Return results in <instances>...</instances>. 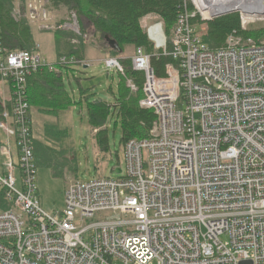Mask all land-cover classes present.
Returning a JSON list of instances; mask_svg holds the SVG:
<instances>
[{"label":"built area","instance_id":"built-area-1","mask_svg":"<svg viewBox=\"0 0 264 264\" xmlns=\"http://www.w3.org/2000/svg\"><path fill=\"white\" fill-rule=\"evenodd\" d=\"M181 1L171 51L160 24L148 28L177 67L160 78L142 48L130 57L144 78L139 106L156 116L148 139L124 145L116 178L69 183L54 214L38 195L27 81L88 65L76 56L50 65L38 47L8 53L0 36V81L11 91L0 132L14 148L1 149L0 264H264V43L232 35L210 50L191 21L219 17V0ZM44 3L26 0L29 23ZM103 65L124 75L118 58Z\"/></svg>","mask_w":264,"mask_h":264},{"label":"trees","instance_id":"trees-1","mask_svg":"<svg viewBox=\"0 0 264 264\" xmlns=\"http://www.w3.org/2000/svg\"><path fill=\"white\" fill-rule=\"evenodd\" d=\"M20 16L14 15L15 6L12 0H0V36L6 51H30L34 42L31 35L29 20L25 17L26 0H19ZM45 4L52 11L64 9L70 16L76 18L81 36L92 33L98 47L107 51L110 57L122 59L121 64L124 76H119L117 84L118 95L112 105L102 101L86 102L87 124L90 128L95 145V156L101 158L109 153L107 141V121L114 120V128L120 127V148L132 140L148 139L150 130L156 122V116L151 110L140 108L139 101L143 98V74L131 69L130 59L125 56L128 51L142 48L151 56V65L157 77L166 76L165 67H177V62L171 57L162 56L156 43L151 38L148 28L160 24L161 31L167 39L168 51H171V38L179 15L183 12L181 0H45ZM188 10L192 6L186 4ZM147 16H154L157 22L146 27L141 26V20ZM192 26L205 25L202 37L204 44L210 50H220L227 47L229 36H240L251 39L257 44L264 43V30L251 32L241 27L238 13H229L203 22L197 16L191 21ZM58 25L54 34L58 59L71 58L76 55L74 46L68 35L60 31ZM107 36L118 45L120 52L109 48L105 41ZM66 52V53H65ZM79 61H83L79 57ZM57 63V62H56ZM127 81L133 85L135 92L127 86ZM9 86V85H8ZM10 91V87H9ZM11 93V91H10ZM81 92V96L85 99ZM27 96L30 117L33 111L42 115V127H39V138L34 135L33 123V152L36 167H48L53 176H61L63 171L72 174L76 172V157L73 150V139L70 127V112L76 103L64 89L61 75L43 68L33 74L27 81ZM81 98V101H82ZM1 106V105H0ZM2 108V107H1ZM0 108V114L2 109ZM10 105L7 106V110ZM45 117L52 119L45 120ZM50 120V121H49ZM67 123H63L65 121ZM1 146V143H0ZM112 160L111 154L108 155ZM117 159H119L116 154ZM102 160V158H101ZM96 165H99L96 159ZM94 168L98 169V166ZM0 193V207L9 206L3 202Z\"/></svg>","mask_w":264,"mask_h":264},{"label":"rangeland","instance_id":"rangeland-1","mask_svg":"<svg viewBox=\"0 0 264 264\" xmlns=\"http://www.w3.org/2000/svg\"><path fill=\"white\" fill-rule=\"evenodd\" d=\"M13 4L15 6V3ZM19 4L20 3H18V8L15 6L14 15L18 10L20 16ZM256 9H251L248 12H243L238 9L231 10L218 16L235 12L238 13L239 18L241 19V17L246 14L250 17L252 22H250L248 25H244L245 27L243 25L241 27L256 34L257 32L264 30V5ZM44 13H46V15L50 18L49 21L43 18ZM62 23L63 25L60 26V31L63 34L68 35L71 45L75 48L76 57L79 55V53L85 52L90 47L98 46L97 42L92 37V33L84 36L79 34V26L76 18L70 16V14L64 9L52 11L44 3L40 11L38 21H30V30L34 44L38 45V50L41 56L50 65L56 64L58 60L57 49L61 48L56 46L57 36L54 34V32L59 30V27L57 28V26ZM196 32L200 33L201 35L204 34L205 25H202L201 27L199 26L198 29L196 28ZM261 39H264V37ZM95 53L96 52L90 48L88 51H86L87 59L95 61L94 59L99 57ZM132 55L133 51L131 50L128 51L125 56L130 59ZM119 60L121 63L122 59ZM55 68L61 74L64 88L68 94L72 96L71 98L73 102L76 103L75 110L71 114V119L69 122L77 167L75 174H72L66 170L63 171L61 176H53L48 167H37L36 185L39 199L43 210L49 214L62 212L64 210V193L69 183L72 181H89L92 178L101 176L116 178L117 175L111 173V168L117 162H121L122 152V149L120 148V127L117 126V128H114V120L111 118L107 121L106 125L109 153L102 156V160L101 158H96V149L94 141L92 140V135H94L95 132L92 134L87 124L86 102L87 100H89V102L99 100L112 105L114 98L118 95V75H124L117 73H113V76L108 75L106 70H104V65L102 63H92L86 69L77 66H71L66 69L57 65ZM127 86L132 92L136 91L134 87L129 86L128 81ZM81 92H84L83 95L85 96V99L82 98ZM0 105L3 109L7 110L6 104L2 102L1 99ZM39 117H41V115L36 111L32 112L34 135L36 139L39 138V140H41L38 130L39 127H42L44 122L42 123V121H39ZM63 123H67L66 120L63 121ZM109 154H111L112 160H110L108 156ZM116 154L118 155L119 159H117ZM96 159H98L99 165H96ZM1 160L2 155H0V162ZM95 166H98L97 173L93 171Z\"/></svg>","mask_w":264,"mask_h":264},{"label":"crops","instance_id":"crops-1","mask_svg":"<svg viewBox=\"0 0 264 264\" xmlns=\"http://www.w3.org/2000/svg\"><path fill=\"white\" fill-rule=\"evenodd\" d=\"M157 21L158 20H157L156 17H154V16H147V17H145V18H143L141 20V26L142 27H146L147 25H150L152 22L155 23ZM29 25H30V23H29ZM34 46L38 47V45H35V44H34ZM90 48L93 49L96 52L95 54L99 56L98 58H95L94 59L95 61H92V60L87 59L86 51H88ZM90 48L87 49L83 53H79V55H78L79 57H82L84 63L88 65L86 67H83L84 69L88 68L90 66V64H92V63H102L103 64V61L105 59H107L108 57H110V55L107 53V51L101 49L98 46L97 47H90ZM104 70H105V68H104ZM108 75L113 76V73H110ZM69 96H70V98L72 97L70 94H69ZM0 99L2 100V102H4L6 104V106H9L10 105V91H9V86H8V84H6L4 82H1V81H0ZM0 108H1V106H0ZM3 110H6V109H2V111ZM74 110H75V107L72 108L69 116H71V114L74 112ZM48 119H50V118L45 117V120H48ZM31 120H32V114H31ZM42 120H43V117L41 115V117H39V121H42ZM51 121H52V119H51ZM0 143H1V146H0V155H2V153H1L2 147H5V146L8 147V148H10L11 149V152L14 154L13 142L10 141V140H7L6 137H5V135L2 132H0ZM5 159L6 158L4 157V155H2V160L0 162V172L3 171V169H4Z\"/></svg>","mask_w":264,"mask_h":264},{"label":"bare ground","instance_id":"bare-ground-1","mask_svg":"<svg viewBox=\"0 0 264 264\" xmlns=\"http://www.w3.org/2000/svg\"><path fill=\"white\" fill-rule=\"evenodd\" d=\"M262 5H264V0H219L214 8V12L217 15L237 9L243 12H248L251 9L262 7ZM204 16L208 19V17H211V14H205Z\"/></svg>","mask_w":264,"mask_h":264},{"label":"water","instance_id":"water-1","mask_svg":"<svg viewBox=\"0 0 264 264\" xmlns=\"http://www.w3.org/2000/svg\"><path fill=\"white\" fill-rule=\"evenodd\" d=\"M105 41L108 44L110 49L120 52V50L118 49V45L114 41H111L107 36H105ZM98 101L99 100H97L96 102ZM93 171L95 172L96 169H93ZM116 172L119 173V170H116Z\"/></svg>","mask_w":264,"mask_h":264}]
</instances>
